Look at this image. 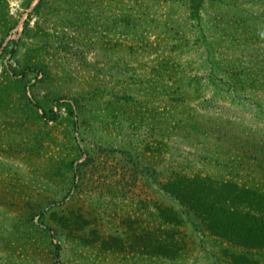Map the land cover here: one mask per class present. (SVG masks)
I'll list each match as a JSON object with an SVG mask.
<instances>
[{
    "label": "rangeland",
    "instance_id": "374dc122",
    "mask_svg": "<svg viewBox=\"0 0 264 264\" xmlns=\"http://www.w3.org/2000/svg\"><path fill=\"white\" fill-rule=\"evenodd\" d=\"M38 1L0 0V264H264V0Z\"/></svg>",
    "mask_w": 264,
    "mask_h": 264
},
{
    "label": "trees",
    "instance_id": "16d2710c",
    "mask_svg": "<svg viewBox=\"0 0 264 264\" xmlns=\"http://www.w3.org/2000/svg\"><path fill=\"white\" fill-rule=\"evenodd\" d=\"M41 2H42V0L38 1L36 8L40 6ZM191 2L193 3L192 8L195 11V14H197V16H199V14H200L199 11H200V6L202 3V0H191ZM67 107H68L70 113H73V105L70 102H67ZM169 215H170L172 220L178 221L177 215L174 212H172V213L169 212ZM242 257H244V256H242ZM245 258H246V256H245ZM246 260L249 261V259H247V258H246Z\"/></svg>",
    "mask_w": 264,
    "mask_h": 264
}]
</instances>
